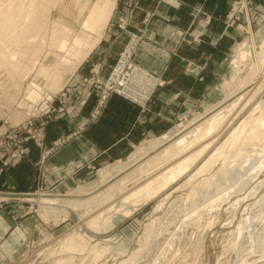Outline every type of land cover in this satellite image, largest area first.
Wrapping results in <instances>:
<instances>
[{
  "label": "rangeland",
  "instance_id": "1",
  "mask_svg": "<svg viewBox=\"0 0 264 264\" xmlns=\"http://www.w3.org/2000/svg\"><path fill=\"white\" fill-rule=\"evenodd\" d=\"M95 1L57 0L55 7L50 11L51 21L55 18V21L64 24L66 33L81 39V46L74 45V51L82 49L87 52L86 56L72 69L71 63L77 60L70 54L73 49L68 44L67 49L60 51L62 55L64 53L66 59H62V62L58 57L56 61H53V66L49 65L52 70L56 67L62 73L65 71L60 88L50 91L47 80L37 74L36 64L35 68L26 70L24 76L19 77V94L15 95L16 99L10 112L3 104L1 105L0 112H3V115L0 117V194L12 195H4L6 197L0 199V218L6 214L13 224L12 228H18L17 237L21 239L18 242L19 246L11 250L0 245V264H55L56 259L65 257V254L59 255L56 252V239L74 228L72 226L78 225L79 216L81 214L86 216L87 208L92 209L94 206L89 205L86 209L79 210L70 209L63 206L60 201L45 206L38 203L36 199H26L29 194L45 193L61 198L70 193L82 194L97 189L104 190L106 185L103 186L102 181L105 175L115 176L117 169L121 166L127 167L130 161L127 156L133 150L142 145L146 146L155 138L164 139L175 136L191 120L200 117L208 108L220 104L224 100L226 81L231 83V80V84H234L231 78L233 74L237 72L234 80L241 76V73L235 70L233 63L238 51L242 48L248 51L253 43L259 46L264 38V0H226L222 6H209L208 11L216 15V20L209 26L211 33L208 43L212 47H219L223 38L229 41L223 43L227 60L222 64L223 68L219 69L221 76L210 89L207 101L198 106L196 103L195 107L193 105L190 114L179 117L168 132L143 137L132 144L126 156L121 159L96 163L83 170L82 175L76 180L65 181L56 187H47L42 165L56 152V149L65 143L68 137L55 139L50 148L39 153L34 159L32 147L42 148L44 126L49 123L60 126L64 124L72 127L69 135H76L84 128L98 123L111 98L121 97L141 106L144 101L143 92L148 90L156 78L150 76L153 72L145 69L140 71V76L144 80L139 77L138 80L140 83L144 81L147 87L145 84L141 86L135 83L132 88L128 85L133 95L126 92L128 89L122 94L116 93L114 88L117 82L121 83L132 70L128 67L129 65L136 67L137 70L143 69L133 60L134 51L138 45L136 41L142 39L141 34L131 36L130 43L128 42L114 60L107 57L111 42L125 30L127 25L125 15L138 7V1L115 0L102 36L91 49L90 46L96 40V36L83 26V22L89 7ZM157 1L160 4L178 8V4L169 0ZM147 16L151 17V13L145 16L147 21L144 20V23L148 25ZM116 17H119L118 21H115ZM45 51L46 49L43 48L41 54ZM123 59L128 62H123ZM120 60L127 67L122 71L118 69L116 72L115 67ZM60 62H62L61 65ZM106 63L110 64V68H104ZM242 74H245V71ZM161 79L164 86L165 80ZM261 82L264 84V78ZM27 86L36 92L32 97H28L25 93ZM162 86L155 87V91ZM110 89L111 93L106 104L99 109L102 96ZM258 103H263L262 108L254 110ZM263 105L264 86L234 118L225 133L213 144L214 146L210 147L198 165L249 114L254 118L259 117L260 111L264 108ZM13 110L19 111L18 118L10 117ZM24 113L27 115L24 116ZM13 118L16 121H13ZM61 140L64 142L58 145ZM238 146L244 148V151L239 154V151H236L237 148L229 149L228 155L220 164L221 169L211 168L205 178L195 182V190L192 192L182 187L183 182L188 178V175H185L146 203L138 205L126 203L120 206V211L105 215L104 219L106 216L110 217L100 230H93L80 224L77 230L87 235L85 238L89 240L90 246L94 244L105 246L106 252L99 259H92L89 253L86 254L88 250L75 253L73 257L75 259L68 260L65 264H264V171H257V177L253 176L254 173H251V170L248 171L251 162H256L255 168L261 165L260 159H264V144L260 141L251 143L241 141L237 144ZM22 149L28 150V155L21 153ZM24 160L33 163L32 168L36 176L34 185L26 187L29 185H22L20 182L1 183L5 177L7 178L5 176L2 179L6 169L13 168L21 162L22 165H19L21 170L18 171H22L21 175H23L24 169L29 168L24 165ZM236 177L239 178L232 184ZM223 191L225 194L220 200L207 206V203L223 194ZM115 205L119 208L121 202L117 201ZM2 241L0 238V244ZM54 248L56 251L49 254L48 251L55 250ZM134 250L139 253L132 259L130 255L135 252Z\"/></svg>",
  "mask_w": 264,
  "mask_h": 264
},
{
  "label": "bare ground",
  "instance_id": "2",
  "mask_svg": "<svg viewBox=\"0 0 264 264\" xmlns=\"http://www.w3.org/2000/svg\"><path fill=\"white\" fill-rule=\"evenodd\" d=\"M56 2L57 0H0V74H2L1 77L5 76L3 80H0L2 81L0 82V108L3 104L10 112L16 99L15 95L20 89L19 77L26 70L35 68L36 64L37 74L42 75L47 80L50 91L58 90L65 71L62 73L56 67L52 70L49 65L53 66V61H56L58 57L60 58L59 61L66 59L64 53L62 55L60 51L67 49L68 44L73 49L70 54L75 57L73 59L77 60L75 63H71L72 69L86 56L87 52L82 49H78L76 52L73 48L74 45L81 44V39L66 33L64 24L55 21V18L54 21L50 20V11L55 7ZM114 5L115 0H96L89 7L83 26H86L96 36V40H93L94 43L90 46L91 49L102 36ZM43 48L46 51L41 54ZM235 57L236 59L233 60L234 67L241 73V76L234 80L237 72H233L231 78L234 84H231V80V83L226 81L227 88L224 91V100L220 104L208 108L205 113L200 114V117H193L194 119L179 130L175 136L164 139L155 138L146 146L142 145L133 150L127 156L130 159L127 167L121 166L119 168V166V169H115L117 172L115 176L105 175L102 181V185H106L104 190L97 189L82 194L70 193L61 198L45 193L38 195L28 193L29 196L25 195L28 196L26 199H36L38 203L45 206L56 204L58 201L70 209L79 210L86 209L89 205L94 206L92 209L87 208L86 216L83 214L79 216L80 223L76 224L77 226H72L74 228L71 230L69 228V232L67 231L64 236L56 239L57 246L55 248L57 251L54 248L55 250L48 252L51 254L56 251L59 255L65 254V257L55 258V264H65L68 260H74L75 253L86 252V250L89 251L86 254L89 253L92 259H99L106 252L105 246L98 244L90 246L89 240L87 241L85 238L87 235L85 236L83 232L78 231L80 224L90 229L93 228V230H100L110 217L106 216L104 219L105 215L120 211V206L126 203L144 204L185 175H188V178L183 182L182 187L186 188L188 192H192L195 190V182H200L201 179L205 178L211 168L221 169L220 164L228 155L229 149L232 150L235 147V149L237 148L236 151L241 154L244 148L237 147L241 141L247 143L260 141L264 144L263 108L259 117L254 118L249 114L198 165L210 147L214 146L213 144L225 133L234 118L264 86L261 82V79L264 78V38L259 46L253 43L248 51L242 48ZM243 71L245 74H242ZM25 93L28 97H32L36 92L28 87ZM261 104L258 103L254 110H258ZM18 112L13 110L10 117L15 118L17 116L16 118H18ZM2 115L3 112H0V117ZM25 115L27 114L24 113ZM14 118L12 120L16 121ZM260 161H262L261 165L259 164L256 168V162H251L252 164L248 169L254 173V177L258 176L257 171H264V164H262L264 159H260ZM238 178L236 177L232 184ZM224 194L223 191V194L207 203V206L220 200ZM4 195L12 194H0V199L6 197ZM117 201L121 202L119 208H116L115 205ZM44 207L42 208L44 209ZM125 213L128 214V212ZM138 253L135 251L130 255L131 258L134 259Z\"/></svg>",
  "mask_w": 264,
  "mask_h": 264
},
{
  "label": "crops",
  "instance_id": "3",
  "mask_svg": "<svg viewBox=\"0 0 264 264\" xmlns=\"http://www.w3.org/2000/svg\"><path fill=\"white\" fill-rule=\"evenodd\" d=\"M137 1L138 7L125 15V30L111 42L107 57L114 60L131 36L141 34L142 39L136 41L138 45L133 60L156 77L163 78L165 85L142 101L141 106L121 97L111 98L98 123L76 135H69L72 127L63 123L61 126L46 124L42 148L29 144L33 146L34 159L50 148L55 139L68 137L42 165L47 187L76 180L83 170L96 163L121 159L131 145L143 137L168 132L179 117L190 114L193 105L195 107L196 103L198 106L207 101L210 89L221 76L219 69L227 60L223 43L229 40L223 38L219 47L208 43L209 26L216 20V15L210 13L208 7L222 6L226 0H169L178 4V8L160 4L157 0ZM147 13H151V17L147 16L148 25L144 23ZM104 68H110V64L106 63ZM24 163L29 168L23 167V175L22 171H18L21 162L6 169L2 179L7 178L1 183L9 181L11 184L20 182L29 185L26 187L34 185L33 163L28 160ZM12 227L6 214L0 218V238L3 240L0 245L10 250L19 246L21 239L17 237L18 228Z\"/></svg>",
  "mask_w": 264,
  "mask_h": 264
},
{
  "label": "built area",
  "instance_id": "4",
  "mask_svg": "<svg viewBox=\"0 0 264 264\" xmlns=\"http://www.w3.org/2000/svg\"><path fill=\"white\" fill-rule=\"evenodd\" d=\"M123 62H128V61H126L125 59H123ZM126 67L127 66L124 63H122V61L120 60L119 64L115 67V71L117 72L118 69L120 71H122L123 69H126ZM128 67L130 69H132V70L129 71L128 74L126 75L127 78H124L121 81V83L117 82L118 84L114 88V90L116 91L117 94H122L123 91H125L126 89H128V90H126V92H128L129 94H132L133 95V93L131 92V90H129L128 85L132 88L133 87L132 85H134L135 83H139L141 86H143L145 84V87H147V84L144 81H142L140 83L139 80H138V77L141 78L142 80H144V78H142L140 76V71H145V69L137 70L136 67H131L130 65ZM142 74L145 77L144 72H142ZM147 76H149V75H147ZM150 76H152L153 78L156 77L154 75H150ZM128 82H129V84H128ZM162 85H163L162 79L159 78V77H156L155 80L151 83V85L148 88V90H146V92L145 91L143 92V100L147 99L155 91V87L162 86ZM110 93H111V89L109 90L108 93H106V94H104L102 96V98H101V100L99 102L100 104L98 106L99 109L103 108L104 104H106L105 102L107 101ZM62 142H64V140L59 141L58 142V145L59 144H62ZM20 152L21 153H25V154L28 155V150L22 149V150H20Z\"/></svg>",
  "mask_w": 264,
  "mask_h": 264
},
{
  "label": "water",
  "instance_id": "5",
  "mask_svg": "<svg viewBox=\"0 0 264 264\" xmlns=\"http://www.w3.org/2000/svg\"><path fill=\"white\" fill-rule=\"evenodd\" d=\"M235 77H236V74H235ZM235 77H234V78H235Z\"/></svg>",
  "mask_w": 264,
  "mask_h": 264
}]
</instances>
